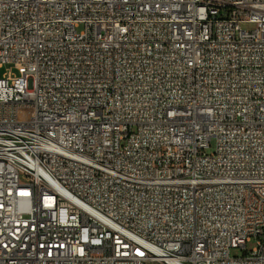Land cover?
Wrapping results in <instances>:
<instances>
[{
	"label": "built area",
	"instance_id": "2783aa9c",
	"mask_svg": "<svg viewBox=\"0 0 264 264\" xmlns=\"http://www.w3.org/2000/svg\"><path fill=\"white\" fill-rule=\"evenodd\" d=\"M4 66L0 264H264V0H0Z\"/></svg>",
	"mask_w": 264,
	"mask_h": 264
},
{
	"label": "rangeland",
	"instance_id": "374dc122",
	"mask_svg": "<svg viewBox=\"0 0 264 264\" xmlns=\"http://www.w3.org/2000/svg\"><path fill=\"white\" fill-rule=\"evenodd\" d=\"M242 27H243V28H249L248 25H242ZM5 67H6V66H4V67H2V68L0 69V74L5 70ZM255 244H256V242H255V239L253 238V239H251L250 241H248V242L246 243L245 249H244V248H241V247L232 248V249H231V255H233V256H235V255L240 256V255H242L245 251H248V252H249V251L255 246Z\"/></svg>",
	"mask_w": 264,
	"mask_h": 264
}]
</instances>
